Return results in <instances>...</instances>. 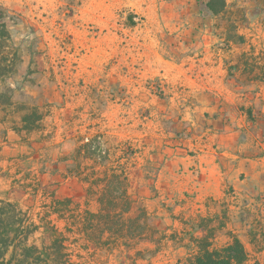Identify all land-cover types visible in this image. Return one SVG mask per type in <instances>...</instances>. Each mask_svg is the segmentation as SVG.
I'll return each instance as SVG.
<instances>
[{
    "label": "rangeland",
    "instance_id": "374dc122",
    "mask_svg": "<svg viewBox=\"0 0 264 264\" xmlns=\"http://www.w3.org/2000/svg\"><path fill=\"white\" fill-rule=\"evenodd\" d=\"M207 2L0 0V201L28 245L49 224L71 264H187L202 217L264 264V0ZM112 171L141 238L84 232Z\"/></svg>",
    "mask_w": 264,
    "mask_h": 264
},
{
    "label": "trees",
    "instance_id": "16d2710c",
    "mask_svg": "<svg viewBox=\"0 0 264 264\" xmlns=\"http://www.w3.org/2000/svg\"><path fill=\"white\" fill-rule=\"evenodd\" d=\"M224 3V2H223ZM207 8L216 13L212 0ZM243 110V109H242ZM250 115V110L246 111ZM105 183L98 197L99 210H85L83 229L89 237H120L132 240L144 236V209L134 217H125L134 201L127 193L128 175L112 171L106 175ZM207 218L200 217L196 224L199 236L193 237L195 254L188 257L187 264H245L248 253L237 237L219 248L212 247L214 227L201 225ZM47 241L39 248L28 245L27 238L32 232L23 213L8 201H0V264H71L66 252L65 239L57 229L49 224L43 225Z\"/></svg>",
    "mask_w": 264,
    "mask_h": 264
},
{
    "label": "crops",
    "instance_id": "0c3cea01",
    "mask_svg": "<svg viewBox=\"0 0 264 264\" xmlns=\"http://www.w3.org/2000/svg\"><path fill=\"white\" fill-rule=\"evenodd\" d=\"M214 177V176H213ZM214 179L216 180L217 178L214 177Z\"/></svg>",
    "mask_w": 264,
    "mask_h": 264
}]
</instances>
